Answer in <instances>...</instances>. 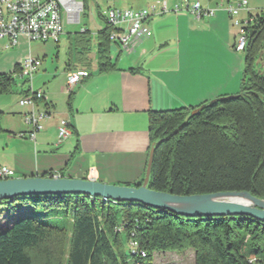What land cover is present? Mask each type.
I'll return each mask as SVG.
<instances>
[{
  "label": "trees",
  "instance_id": "obj_1",
  "mask_svg": "<svg viewBox=\"0 0 264 264\" xmlns=\"http://www.w3.org/2000/svg\"><path fill=\"white\" fill-rule=\"evenodd\" d=\"M110 32L107 22L98 32L101 72L117 68L109 55ZM91 43L85 40L88 53ZM242 53L237 98L205 101L194 116L198 106L149 111L150 142L156 146L150 189L176 195L248 191L264 199V75L257 70L264 57V11L252 16ZM14 82L12 74H0V94ZM145 175L146 170L134 185ZM15 201L46 212H21L0 227V264H153L155 253L187 250L194 252L193 264H264V222L250 216L187 217L84 195L0 203L14 208Z\"/></svg>",
  "mask_w": 264,
  "mask_h": 264
},
{
  "label": "crops",
  "instance_id": "obj_2",
  "mask_svg": "<svg viewBox=\"0 0 264 264\" xmlns=\"http://www.w3.org/2000/svg\"><path fill=\"white\" fill-rule=\"evenodd\" d=\"M82 1L80 18L72 22L63 16L65 31L57 43L51 42L59 48L66 35L64 68L57 77L58 68L45 62L48 50L34 48L49 42H30L21 36L20 43L4 54L9 41L0 40V74H11L28 56L42 59L33 87L35 78L43 82L38 88L45 100L37 108L49 113L34 142L18 136L29 131L24 117L29 108L8 109L18 116H8L0 127V166L13 170L12 177L63 172L64 177L134 185L141 181L149 159L150 110L198 106L240 91L244 57L234 49L239 29L226 10L240 0H198L217 9L214 16L201 19L174 11L185 0H165L168 11L147 19L146 34L128 47L109 41L110 59L117 68L105 72L98 70L96 60L98 32L106 26L103 11L142 10L153 4L161 11L162 0ZM263 6L264 1L248 0L240 19L256 16ZM86 39L92 42L91 53L85 48ZM60 55L57 49L58 60ZM78 70L87 75L67 92L68 77ZM61 119L69 121L71 134L58 143Z\"/></svg>",
  "mask_w": 264,
  "mask_h": 264
},
{
  "label": "built area",
  "instance_id": "obj_3",
  "mask_svg": "<svg viewBox=\"0 0 264 264\" xmlns=\"http://www.w3.org/2000/svg\"><path fill=\"white\" fill-rule=\"evenodd\" d=\"M161 11L157 4H153L146 9L134 10L131 8L109 7L103 11V16L107 24L111 27L109 40L115 41L124 47H128L140 35L146 34V21L154 15L167 12L165 0L159 2ZM248 0H240L236 4H229L226 8L233 18V23L238 27L236 43L234 49L242 53L246 47L249 25L252 17L240 19L239 14L242 9H247ZM84 10L82 0H0V40L8 39L9 46H16L20 43V37L25 36L30 42H54L57 43L64 33L63 16L69 21H76L80 18ZM174 11L176 13L192 14L196 19L204 16H214L217 9L205 7L200 1L191 2L185 0L181 5L177 4ZM42 65V59L32 56L26 57L19 62L16 69L11 73L13 78L19 76L25 82H30L29 88L24 92L19 104L28 107L24 114L25 121L29 127L27 133H19V137H27L36 141V135L43 130V121L49 117L47 110L38 109L40 100H45V93L41 89L33 87L35 72ZM85 70H78L71 73L65 87L67 92H72L74 85L84 76ZM70 123L66 119H61L58 125V143L63 142L70 134ZM14 171L6 166H0V178H10ZM59 177L60 174H55ZM106 201V199H104ZM135 252L144 256V251H139L135 241L131 242Z\"/></svg>",
  "mask_w": 264,
  "mask_h": 264
},
{
  "label": "water",
  "instance_id": "obj_4",
  "mask_svg": "<svg viewBox=\"0 0 264 264\" xmlns=\"http://www.w3.org/2000/svg\"><path fill=\"white\" fill-rule=\"evenodd\" d=\"M237 97V94L225 96L228 99ZM203 107L204 105L194 108L191 116L198 114ZM155 147V144L151 145L146 175L140 186L109 184L94 178L64 176L34 175L0 178V202L24 197L84 195L114 202H136L187 217L246 215L264 222V199L248 191L176 195L150 189L148 185Z\"/></svg>",
  "mask_w": 264,
  "mask_h": 264
},
{
  "label": "rangeland",
  "instance_id": "obj_5",
  "mask_svg": "<svg viewBox=\"0 0 264 264\" xmlns=\"http://www.w3.org/2000/svg\"><path fill=\"white\" fill-rule=\"evenodd\" d=\"M192 2L198 1V0H190ZM264 1V0H259ZM264 11V6L259 11L260 13ZM65 31V29H64ZM64 38H66V35H64L63 39L60 41V47L57 48L53 43H37L34 47L37 51H42L44 48L48 50V57L45 58V62L47 64H53L54 69L57 67L59 70L58 73L55 74L57 77L60 73L63 71V66L65 63L64 60V53L65 51L62 49ZM4 41L3 43H5ZM14 49L13 46H10L5 50V53H8ZM57 49L60 50V57L59 60L56 58ZM239 53V52H237ZM241 57H244L242 53H239ZM66 58V57H65ZM59 61V62H58ZM258 66L257 70L260 71L264 75V57H260L257 61ZM53 69V70H54ZM36 77V76H35ZM243 77V74H242ZM15 82L12 84L11 91L7 93H1L0 94V127L6 125L5 120L9 117H16L18 114L9 112L8 109H16L19 108V101L21 97L24 95V91H26L29 86L30 82H25L24 79H21L19 76H16L14 78ZM34 85L36 89H39L38 87L43 86V82L41 80H36ZM34 87V88H35ZM3 111V112H2ZM36 212L37 214H44L46 210H44L43 207L34 208L31 205H24L20 201H15L14 208H11L9 203L1 204L0 203V227L3 226L5 223H7L9 220L14 218L18 213L21 212ZM67 245V244H66ZM194 262V252L192 250H187L182 253L177 252H166V253H155L154 254V260L153 264H193ZM134 264V263H130Z\"/></svg>",
  "mask_w": 264,
  "mask_h": 264
}]
</instances>
